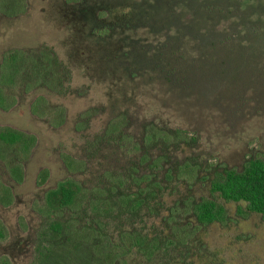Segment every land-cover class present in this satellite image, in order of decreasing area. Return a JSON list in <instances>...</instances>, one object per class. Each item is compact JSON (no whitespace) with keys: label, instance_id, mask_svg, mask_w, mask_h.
Instances as JSON below:
<instances>
[{"label":"rangeland","instance_id":"374dc122","mask_svg":"<svg viewBox=\"0 0 264 264\" xmlns=\"http://www.w3.org/2000/svg\"><path fill=\"white\" fill-rule=\"evenodd\" d=\"M0 91V127L36 138L0 146V264H264L260 215L193 216L212 170L264 157V0H0ZM66 178L77 202L46 212Z\"/></svg>","mask_w":264,"mask_h":264},{"label":"trees","instance_id":"16d2710c","mask_svg":"<svg viewBox=\"0 0 264 264\" xmlns=\"http://www.w3.org/2000/svg\"><path fill=\"white\" fill-rule=\"evenodd\" d=\"M17 56L9 55L5 58L3 68L5 72L10 69L17 61ZM4 64V63H3ZM5 98L0 91V106L9 109L13 101L4 104ZM35 111L34 108H32ZM36 138L34 135L23 132L10 126L0 127V146L6 150H13L22 159L27 158L34 147ZM16 154H14L16 156ZM67 165V157H65ZM70 166V165H69ZM9 172L11 177L22 182L24 173L20 162L13 163ZM46 173V172H43ZM209 195L200 198L193 206V216L197 223L207 226L213 223L225 224L227 221L226 203H238L236 212L248 216L249 213H256L264 220V157L249 158L244 161L242 168L215 169L209 174L208 179ZM2 197L0 202L8 205L12 201L11 192L7 187H2ZM82 188L78 182L71 178H66L56 185L55 188L49 189L45 193V210L58 211L73 206L81 193ZM154 198L153 195H146V198ZM145 198V199H146ZM129 199L128 195L122 197V202ZM130 208L137 210L143 203L141 196L137 195L130 198ZM148 202V201H147ZM146 204V202H145ZM49 228L55 234L59 233L62 224L53 221ZM4 226L0 221V238L3 237ZM133 238L132 249L142 256H150L158 248L155 240H150L146 235H136ZM105 264H114L117 255L110 251L104 255Z\"/></svg>","mask_w":264,"mask_h":264}]
</instances>
